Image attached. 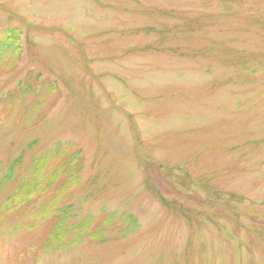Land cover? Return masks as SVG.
Instances as JSON below:
<instances>
[{"label":"rangeland","instance_id":"rangeland-1","mask_svg":"<svg viewBox=\"0 0 264 264\" xmlns=\"http://www.w3.org/2000/svg\"><path fill=\"white\" fill-rule=\"evenodd\" d=\"M1 41L0 264H264V0H0ZM60 145L102 234L38 252L61 188L4 205Z\"/></svg>","mask_w":264,"mask_h":264},{"label":"trees","instance_id":"trees-1","mask_svg":"<svg viewBox=\"0 0 264 264\" xmlns=\"http://www.w3.org/2000/svg\"><path fill=\"white\" fill-rule=\"evenodd\" d=\"M6 41H9L8 37L6 38ZM4 42L5 41L0 42V55H7L8 62L10 63L14 55L18 54V43L16 42V46L14 48L7 50L4 46ZM33 93L34 88L27 82V84H24L22 87L15 90V95H12L11 100L14 102V104H16L17 102H20V100H24L26 95L31 96L33 95ZM38 107L40 109L42 108L41 106ZM35 119L36 116H32L31 114V117L26 119L25 122L29 124ZM37 143V140H33L30 144ZM56 147L58 149L57 151L55 149V151L47 154L43 159L38 160L36 163L32 162V168L35 172L32 176L31 183L25 188L20 185L17 188L16 199H9L4 205V210L12 211L18 206H27L26 204L30 203V201L34 198H45L50 190L53 189V185L59 186L61 188L58 189L60 194L51 199L47 205L43 206V210L47 211L42 216H39L37 214L34 215L36 221H50V225L46 227V238H44L43 240L41 239L40 246L35 249V251L38 252L52 249L65 250L73 248L75 245H77V242L81 240L82 234L87 235L90 238H98L102 234L99 229L93 234L87 233V228H90L92 226V219L89 217H84L81 222L73 227L74 229L72 236H68V215L70 205L59 204L61 202H65L66 199H69L72 193L76 191L73 189L77 185L78 176L82 171L83 161L80 157L81 151L79 149H76L74 146L62 147L60 145ZM15 163H20L19 157L16 159ZM40 178L42 179V181L39 184H36V181ZM65 178H67L68 180L65 181ZM65 186L69 187L64 188ZM129 220L130 217H127L124 220L125 226H129ZM103 222L109 224L107 220H104ZM98 226L99 224L97 225V227ZM124 231L125 229L123 227L122 231H120L121 235L124 234ZM53 244L56 245V247Z\"/></svg>","mask_w":264,"mask_h":264}]
</instances>
